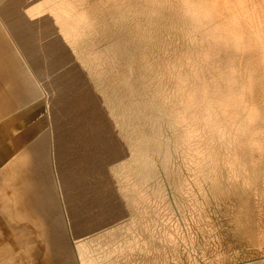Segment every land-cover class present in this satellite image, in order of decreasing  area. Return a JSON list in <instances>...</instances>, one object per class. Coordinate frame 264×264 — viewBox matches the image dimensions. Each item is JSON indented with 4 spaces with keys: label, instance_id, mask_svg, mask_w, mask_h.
I'll list each match as a JSON object with an SVG mask.
<instances>
[{
    "label": "rangeland",
    "instance_id": "rangeland-1",
    "mask_svg": "<svg viewBox=\"0 0 264 264\" xmlns=\"http://www.w3.org/2000/svg\"><path fill=\"white\" fill-rule=\"evenodd\" d=\"M229 1L5 9L16 20L14 34L0 24L2 54L19 103H5L2 130L25 111L46 142L62 264H264V1ZM13 138L0 140L4 165L31 161L32 143ZM4 187L10 228L21 219L4 247L32 264L35 242L24 243L39 227ZM7 253L0 264H15Z\"/></svg>",
    "mask_w": 264,
    "mask_h": 264
},
{
    "label": "bare ground",
    "instance_id": "bare-ground-1",
    "mask_svg": "<svg viewBox=\"0 0 264 264\" xmlns=\"http://www.w3.org/2000/svg\"><path fill=\"white\" fill-rule=\"evenodd\" d=\"M15 1L16 0H0V24H2V26L5 27L7 30L10 29V31L13 30V27H14L13 23L16 20V18H14L13 16L5 15L4 13H5V9L9 6V4L10 5L14 4ZM221 5H222V3H221ZM187 7H189V5ZM252 7H253V5H252ZM246 11L247 10L245 9V12ZM249 11H252V9L251 10L249 9ZM255 12H256V10H255ZM251 13H253V11ZM249 15H250L249 19H251V18L253 19V16H251V14H249ZM236 16L238 17V15H236ZM244 18H246V17H244ZM240 19H241V17H240ZM1 20H2V22H1ZM235 23H236V21H235ZM12 33H13V31H12ZM5 40H7V39L2 35V37H0V85H4L7 83V84H9V87H8V89H6L5 94H3L2 97H0V100H2L3 102H9V104L11 105V104L19 103V100H18L19 90L17 91V89H19V88L17 86L18 83H16V81L14 80L15 75L13 73L10 74L8 72L10 68L7 66V64L5 62L6 58H8V56L5 55V50H4V55L2 54L1 45H2V43H5ZM14 89H15V94H13ZM10 109L12 111L14 110V108H9L7 110H10ZM250 111H253L252 112L253 114L251 113V115H255L254 110H250ZM14 113L15 112H13L11 122L10 123L8 122V126L10 128L8 127L7 130L4 129V131H3L2 126L0 127V140H2L3 135H6L7 133L9 134V129H10V133H11V135L13 134V136H14L13 139H15V142L17 139V141H19V145L21 143V148L26 143H28V144H26L27 145L26 147H28L32 143L31 144L32 145L31 150L32 151L34 150L35 157L32 158L31 161L28 160V158H26V154L29 152H27L26 154H21V155L17 156L16 160H15V158H11V156L9 155L10 157L9 156L8 157L11 158V160L8 158L9 164L5 163V164H7V166H5L4 161L2 159H0V169H1V172H0V189H3V187L5 185L4 190H6V191L10 190V195H12V196H13V194H15V197H14L15 203H16V196L17 195H18V197L20 196V198L17 201L18 202L17 206L19 208L18 214L19 215L21 214L20 210L23 211L27 217L26 219L29 222H31V224L36 225L33 228V231L37 230V228L39 227V233L31 231L32 233H34V234L36 233V234L34 235V237H31V239L27 238L28 239L27 242L24 243V245L25 244L29 245V244H32V241L35 242L33 249L29 248V246H26L28 258L31 259L32 264H62V262H64L66 260L65 257H68L67 251L65 252V250H64L67 248V246H66L67 242H66L65 234H63L64 232L62 231L61 221L59 218V215H60L59 209L58 210L55 209V212L52 209L53 203H54L55 207H58V205L55 204V196L52 194V191H50L51 193L49 194L47 190L45 192H42V193H40V190L38 191L37 189H36L37 193H36V191L32 190L33 186L39 185L40 183L48 186L47 185L48 179L45 178V175H44V173L46 172L45 162H44V158H45L46 153H47L46 146H45L46 142H45V140L39 141V138L37 137V131L38 130L35 127L36 125L34 126L32 123L28 122L29 113H27L25 111L22 115L14 114ZM35 115L37 116V114H35ZM30 120L32 122V118ZM38 129H40V127H38ZM33 137H35V138L32 140ZM23 148H25V147H23ZM21 151H23V150H21ZM25 152H26V150L24 151V153ZM49 157H48V159H50ZM7 173L11 175V180L9 179L10 181H8V182L6 180V176H7L6 174ZM40 188L41 187H39V189ZM6 196L8 197V193L4 192V197H6ZM12 196H11V198H12ZM2 204H3V206L5 205L4 203H2ZM35 220H37L39 222H35ZM29 227H31V226H29ZM28 230H30V228ZM22 231L18 234V239H19V236H21V234H23ZM14 233H15V228H10V226L9 227L4 226L3 228L0 229V259H1L2 255L6 254L8 252V253L12 254L11 260L13 258L15 259V264L25 263L28 260H27V257H25V256H24L25 258L21 257L24 254L21 255L20 257L14 256L15 254H19L18 250L16 251V249H14L15 251L14 250L11 251L10 249H8L9 246L6 247L8 250L4 247L3 242H5V244H6L7 238H9L10 236L12 237ZM2 234L4 236H2ZM25 239L26 238L23 236V238L19 239V241L23 242ZM75 239H77V238H75ZM17 246H19V243ZM9 250H10V252H9ZM21 253H23V252H21ZM5 264H10V263H9V261H6Z\"/></svg>",
    "mask_w": 264,
    "mask_h": 264
},
{
    "label": "crops",
    "instance_id": "crops-1",
    "mask_svg": "<svg viewBox=\"0 0 264 264\" xmlns=\"http://www.w3.org/2000/svg\"><path fill=\"white\" fill-rule=\"evenodd\" d=\"M7 88H6V86L4 87L3 85H0V97H1V95L3 94V92L6 90ZM5 103L6 102H3L2 100H0V127L1 126H3L4 125V123H3V121H4V109H5ZM8 103V106L9 107H6V108H16L15 106L17 105V104H9V102H7ZM27 106H29V105H27ZM25 108H27L26 106L24 107V106H22L21 107V109H25ZM0 172H1V169H0ZM7 176H6V180H7V182L8 181H10L11 180V175L10 174H6ZM10 179V180H9ZM39 187H41L40 189H39ZM50 187L49 186H46V185H43V184H39V185H35V186H33L32 187V190H34V191H36V189L39 191L40 190V193H42V192H45L46 191V189H49ZM36 193H37V191H36ZM3 197H4V193H3V191H1L0 192V229L1 228H3L4 226H8L9 227V225H10V221H9V217H8V214L6 213V211H5V209H4V206H3V204H2V201H3ZM16 218V219H15ZM15 218H14V221H15V226H14V228H18V226H19V221L21 220L20 219V217H16L15 216ZM15 232H16V230H15ZM17 233H18V230H17ZM16 234V233H15ZM2 236H4L3 234H2Z\"/></svg>",
    "mask_w": 264,
    "mask_h": 264
}]
</instances>
